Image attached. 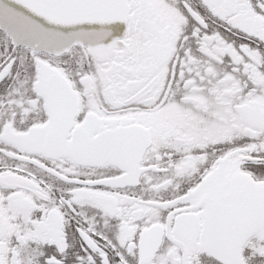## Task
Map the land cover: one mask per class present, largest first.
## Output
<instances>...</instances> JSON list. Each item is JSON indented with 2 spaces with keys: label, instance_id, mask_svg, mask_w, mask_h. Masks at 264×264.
Listing matches in <instances>:
<instances>
[{
  "label": "snow or ice",
  "instance_id": "1",
  "mask_svg": "<svg viewBox=\"0 0 264 264\" xmlns=\"http://www.w3.org/2000/svg\"><path fill=\"white\" fill-rule=\"evenodd\" d=\"M0 264H264V0H0Z\"/></svg>",
  "mask_w": 264,
  "mask_h": 264
}]
</instances>
